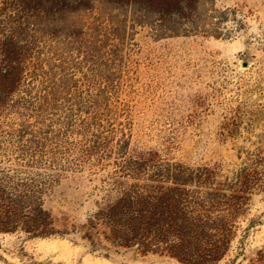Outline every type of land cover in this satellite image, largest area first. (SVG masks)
Here are the masks:
<instances>
[{"label":"rangeland","instance_id":"374dc122","mask_svg":"<svg viewBox=\"0 0 264 264\" xmlns=\"http://www.w3.org/2000/svg\"><path fill=\"white\" fill-rule=\"evenodd\" d=\"M71 1L0 0V38L27 44L1 129L55 155L54 212L80 224L107 194H249L217 264H264V0H186L171 36L125 0ZM181 165L200 177L166 178ZM0 264L180 263L0 233Z\"/></svg>","mask_w":264,"mask_h":264},{"label":"trees","instance_id":"16d2710c","mask_svg":"<svg viewBox=\"0 0 264 264\" xmlns=\"http://www.w3.org/2000/svg\"><path fill=\"white\" fill-rule=\"evenodd\" d=\"M69 1L57 0L60 6ZM125 1L160 20L159 36L182 32L184 23L170 16L180 14L186 0ZM26 46L21 35L0 38L1 105L20 72L19 58ZM22 136L1 129L0 123V233L25 238L79 236L91 251L105 256L152 253L180 264H217L227 255L249 194H107L94 202L83 222L70 223L51 206L61 177L58 160L42 145L22 142ZM189 170L181 165L165 175L186 185L200 177L199 169ZM172 190L175 187L170 186L168 191Z\"/></svg>","mask_w":264,"mask_h":264},{"label":"bare ground","instance_id":"6f19581e","mask_svg":"<svg viewBox=\"0 0 264 264\" xmlns=\"http://www.w3.org/2000/svg\"><path fill=\"white\" fill-rule=\"evenodd\" d=\"M53 244L55 245V242H53Z\"/></svg>","mask_w":264,"mask_h":264}]
</instances>
